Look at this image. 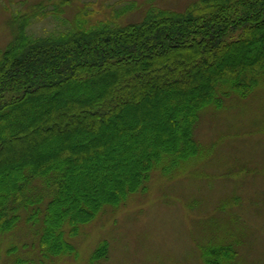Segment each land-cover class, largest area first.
<instances>
[{
	"label": "trees",
	"instance_id": "obj_1",
	"mask_svg": "<svg viewBox=\"0 0 264 264\" xmlns=\"http://www.w3.org/2000/svg\"><path fill=\"white\" fill-rule=\"evenodd\" d=\"M23 25L0 51V233L29 204L35 218L45 197L32 243L41 261L73 251L79 224L142 187L153 166L195 154L200 109L247 94L264 73V0H195L36 37ZM92 83L96 91L84 92ZM152 99V112L140 114ZM51 137L57 143L37 150ZM231 246L206 251V262L234 264ZM106 255L103 240L90 264Z\"/></svg>",
	"mask_w": 264,
	"mask_h": 264
},
{
	"label": "rangeland",
	"instance_id": "obj_2",
	"mask_svg": "<svg viewBox=\"0 0 264 264\" xmlns=\"http://www.w3.org/2000/svg\"><path fill=\"white\" fill-rule=\"evenodd\" d=\"M193 1L0 0V51L19 20L24 33L36 37L105 20L125 23L152 7L183 10ZM256 78L247 94L231 91L202 107L193 126L198 151L166 168L167 161L153 166L142 187L80 223L68 237L73 251L39 259L32 243L42 228L44 197L35 218L29 216L36 204H29L16 225L0 233V264L17 257L28 258L23 264H90L103 240L107 255L94 264H208L206 251L222 244L233 245L234 264H264V73ZM84 89L93 93L97 86ZM153 102L140 114H147ZM127 118L139 120L138 114ZM55 143L51 137L37 150ZM92 180L88 177L86 184L95 190Z\"/></svg>",
	"mask_w": 264,
	"mask_h": 264
}]
</instances>
